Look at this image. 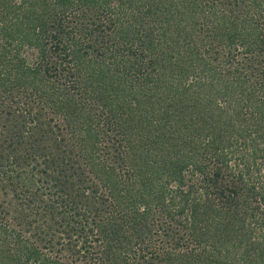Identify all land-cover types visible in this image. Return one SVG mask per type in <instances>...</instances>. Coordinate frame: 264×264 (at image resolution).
Returning a JSON list of instances; mask_svg holds the SVG:
<instances>
[{"label":"trees","instance_id":"1","mask_svg":"<svg viewBox=\"0 0 264 264\" xmlns=\"http://www.w3.org/2000/svg\"><path fill=\"white\" fill-rule=\"evenodd\" d=\"M0 264H264V0H0Z\"/></svg>","mask_w":264,"mask_h":264}]
</instances>
